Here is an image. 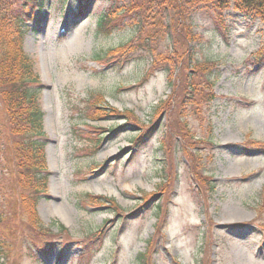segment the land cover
<instances>
[{"label":"rangeland","instance_id":"rangeland-1","mask_svg":"<svg viewBox=\"0 0 264 264\" xmlns=\"http://www.w3.org/2000/svg\"><path fill=\"white\" fill-rule=\"evenodd\" d=\"M108 9L105 0H45L42 14L24 11V48L36 63L51 175L37 212L44 228L55 234L64 228L71 241L62 236L41 249L21 233L27 215L14 191L0 106V222L14 229L0 233L8 246L0 264H264V150L253 144L264 145V61L255 57L264 45L261 25L230 12L223 35L201 18L210 43L195 58L213 63L218 80L187 103L184 83L168 99L166 74L148 57L97 61L132 38L129 30L98 33ZM189 74L197 81L208 75L181 78ZM95 107L128 116L89 118ZM184 123L186 143L174 134ZM196 134L211 137L200 159L186 153ZM169 135L177 137L170 186L160 147ZM192 165L203 171L202 184L191 176ZM91 197L121 209L96 206Z\"/></svg>","mask_w":264,"mask_h":264},{"label":"trees","instance_id":"trees-1","mask_svg":"<svg viewBox=\"0 0 264 264\" xmlns=\"http://www.w3.org/2000/svg\"><path fill=\"white\" fill-rule=\"evenodd\" d=\"M18 1V13L12 16L14 12L12 13L11 9ZM105 1L109 3V9L99 20L98 33L111 36L115 31L129 30L132 38L127 45H121L107 52L105 56L97 57V61L124 64L137 56L148 57L154 66H160L166 74L169 87L173 89L168 99L175 95V91L182 87L183 83L187 87L186 92L187 90L191 92L187 103L194 100V95L195 98L198 95L202 96L200 93L203 89L214 88L217 83L218 72L216 68L214 69V64L208 61L207 65L202 64L195 58L198 50L210 43L202 29L201 18L211 20L225 35L229 31L228 13L239 14L249 23L255 22L261 25L259 32L264 40V0ZM44 2L45 0H0V106L5 116L6 138L13 154L14 191L19 207L27 215V219L23 220L24 229L21 233L29 236L32 242L41 246V249L48 248L62 236H65L69 243L71 241L64 228H61L59 234L44 228L37 212V203L46 196L51 175L45 163L46 142H44L43 132L44 114L40 107L41 87L34 77L35 60L26 53L24 48L29 27L22 16H26L24 13L26 9L29 12L40 9L42 14ZM255 57L258 61H264V45ZM173 70H175L174 75H172ZM191 72H206L208 75L203 78L202 74L203 80L199 81L191 74L186 79L181 78ZM36 85L38 86L34 87ZM202 100L200 98L199 102ZM94 109V115L89 114V118L128 116H124V113L115 108L95 107ZM184 127L183 131L174 134L186 143L187 136L183 134L186 131V123ZM197 135L190 137L194 145L186 149V153L192 158L200 159L199 152L209 145L211 137L202 140L198 139ZM177 137L169 135L166 142L160 146L166 153L165 159L169 160V164L163 166L164 173L167 174V168L171 167L165 182L168 186L172 185L174 161L171 153L172 144ZM253 144L260 151L264 150L263 144ZM196 146L198 149L193 151ZM192 166L191 176L200 184L202 181L199 178L203 175V171L200 167ZM210 190L213 191L212 185ZM90 202L96 206L121 209L114 200L105 197H91ZM157 212L159 214V211ZM0 226H2L0 233L2 231L3 234L14 230L12 227L3 226L1 222ZM7 249V244L0 242V252ZM144 258L140 255L139 262ZM3 262L6 264L5 260Z\"/></svg>","mask_w":264,"mask_h":264},{"label":"bare ground","instance_id":"bare-ground-1","mask_svg":"<svg viewBox=\"0 0 264 264\" xmlns=\"http://www.w3.org/2000/svg\"><path fill=\"white\" fill-rule=\"evenodd\" d=\"M98 191L101 192V189H99Z\"/></svg>","mask_w":264,"mask_h":264}]
</instances>
